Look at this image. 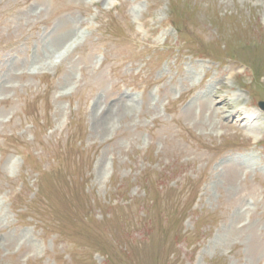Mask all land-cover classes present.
Returning <instances> with one entry per match:
<instances>
[{
  "label": "rangeland",
  "instance_id": "rangeland-1",
  "mask_svg": "<svg viewBox=\"0 0 264 264\" xmlns=\"http://www.w3.org/2000/svg\"><path fill=\"white\" fill-rule=\"evenodd\" d=\"M262 100L264 0H0V264H264Z\"/></svg>",
  "mask_w": 264,
  "mask_h": 264
},
{
  "label": "water",
  "instance_id": "water-1",
  "mask_svg": "<svg viewBox=\"0 0 264 264\" xmlns=\"http://www.w3.org/2000/svg\"><path fill=\"white\" fill-rule=\"evenodd\" d=\"M259 107L264 110V101L259 102Z\"/></svg>",
  "mask_w": 264,
  "mask_h": 264
},
{
  "label": "bare ground",
  "instance_id": "bare-ground-1",
  "mask_svg": "<svg viewBox=\"0 0 264 264\" xmlns=\"http://www.w3.org/2000/svg\"><path fill=\"white\" fill-rule=\"evenodd\" d=\"M61 33V32H60Z\"/></svg>",
  "mask_w": 264,
  "mask_h": 264
}]
</instances>
